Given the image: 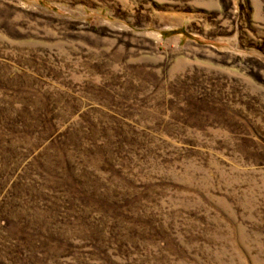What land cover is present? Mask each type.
Here are the masks:
<instances>
[{"label":"rangeland","instance_id":"1","mask_svg":"<svg viewBox=\"0 0 264 264\" xmlns=\"http://www.w3.org/2000/svg\"><path fill=\"white\" fill-rule=\"evenodd\" d=\"M0 264H264V0H0Z\"/></svg>","mask_w":264,"mask_h":264}]
</instances>
